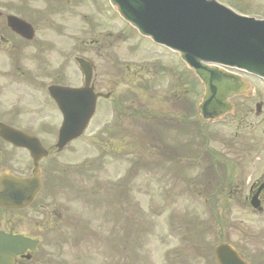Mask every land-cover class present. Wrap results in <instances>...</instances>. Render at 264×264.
Here are the masks:
<instances>
[{"label": "rangeland", "instance_id": "374dc122", "mask_svg": "<svg viewBox=\"0 0 264 264\" xmlns=\"http://www.w3.org/2000/svg\"><path fill=\"white\" fill-rule=\"evenodd\" d=\"M19 1L21 0H0V3L3 5L4 10H9L13 9L12 5H16ZM91 1H93L94 6H97L93 12L90 3L88 4L87 1H78L74 3L71 12L57 15L58 19L61 18L59 21L61 22L60 27H62V32L67 31L69 22H71L72 19L76 20L78 27L77 36H83L82 38L84 39V43H82L81 46L82 50L74 48L73 42L76 37H67L68 31L66 37L58 35L57 38L63 41L67 49H70L69 53L77 52L83 54L86 50V55L98 57V65L95 66L96 74L99 79H102L101 82L105 87L109 85L115 92H123L126 86H134L135 75L138 80L142 66L150 61L158 62L157 60H153L155 56L166 63L171 61L174 62L175 55L168 51V49L154 45L151 41L140 37L136 32L128 28V24L122 21L114 10H107L109 5L108 0ZM25 2H28V4L34 8L41 9L39 0H28ZM54 2L56 1H48L46 3L52 5ZM230 3L231 7L237 11L242 10L244 6H247L249 9L262 10L263 13L247 12L255 17L257 14L262 16L261 18H264V0H230ZM87 7L89 10L85 17L84 14L87 12ZM43 11L45 12V9H43ZM47 11L50 12L49 7ZM52 13H56L53 8ZM88 17H90L91 21H93V17H95L91 31L88 26L90 24ZM120 31L126 34H120ZM85 37L91 40L90 44L87 45ZM94 39L98 40V44H93ZM96 45L98 48L92 50ZM3 47L4 46H0V64L5 62L4 59H2ZM113 57L118 61H126L124 63L127 64V66L123 74H119L115 69L112 71L107 70L108 63L113 60ZM151 57L153 58L150 59ZM159 65L163 75H167L174 69L171 64L159 63ZM70 66H72L71 69H69ZM176 66L175 70L182 72L181 66ZM133 72L135 75H133ZM127 74H131L133 82L126 77ZM67 75L73 80H75L78 75L72 63L68 65ZM163 75L154 78L145 77V79H147V82L150 81L152 83V81L159 80L158 78L162 79ZM248 79L254 86L253 93L249 95L250 97H248V99L236 100L238 105H247L242 112L244 121L242 125H237L236 123L238 120L232 121L233 119L229 117H226L222 121L203 123L198 119L196 107V102L201 93L200 86L196 84L195 87L191 88L190 92L192 98L188 100L190 103L187 102L185 109L187 121L178 126L171 125L170 128L178 130L179 134L183 131L192 132L193 138L196 134L203 138L202 141H199V144L195 141H186L184 144H180L181 149L185 147V150H189V148L192 147L190 143H193L194 152V146L203 148L205 144L208 147V151H211L214 155L223 156V162H221L217 156H214L213 160L208 163L209 175L218 173L221 176L217 178L214 187H212V184L209 185L208 180L203 182V178L194 185L191 183V179L195 178L193 176L201 174L200 171L202 168H199L201 161H196V164H194L195 162L186 163L177 160H174V162H166L159 155L150 160L146 158L147 161L144 167L135 172H140L143 174L142 176L148 178H154L156 176L157 184H154L150 179H146L145 184L150 190L146 193L132 191L130 197L131 211L137 210V215L142 217L146 226L140 229L142 236H135L131 238V240L129 238V242H125L127 252H125L124 257L119 254L120 252L117 247L114 248L113 254L117 262L124 260L128 264H138V258L142 257L146 264H217L213 257V247L218 242L222 241L233 244L243 253L250 264H264L262 262L263 257L260 258L259 254V252L262 251L259 248L264 249V217L248 212L244 209L245 206L243 207L240 205V198L237 199L235 196H231L234 195L235 191L240 192V190H242L240 194H235L237 197L245 193L249 186L247 182L249 181L250 183L257 180L258 177L264 173V154L262 152L264 146L261 150L255 151L256 147L250 144L251 138L260 132L261 126L262 133H264V120L262 121V119H264V111H262L263 113H258L259 115L254 111L255 101L262 102L261 108L264 106V83L251 77H248ZM163 84L165 85V82ZM154 85L156 87L158 84L154 83ZM256 85L258 86V90ZM177 87L178 92L185 89V86L180 82H178ZM151 89L154 95L158 94V90L155 88ZM154 104L157 106L155 101L143 95H140L132 102L133 107L146 108ZM108 107V102L102 103L100 107L101 113L97 116V123L94 129L103 123L104 112L107 111ZM179 109L183 113L181 103H179ZM29 113H31V109ZM35 113L36 114L32 115V117L35 119L40 118V114L37 112ZM148 117H150V119H155L154 115ZM235 129L242 130L239 138H246V143L248 145L244 144V146H250V148L244 146L229 147L223 144V141H227V138ZM152 131L155 133L154 129ZM89 133L90 128L87 134ZM262 133H259L253 138L255 146L261 145L264 141V134ZM46 137H50V135L48 134ZM190 137L191 135L185 133L183 140L190 139ZM85 138H88V136H85ZM233 140L234 139H231V141ZM166 142L171 144L172 141L167 137ZM252 151L256 152V154ZM83 152L85 151L82 150L81 155L83 154L84 157ZM181 154H183L182 150ZM187 154L189 153L187 152ZM74 157L75 156L72 158ZM21 162L25 163L23 160H20V163ZM204 164L205 161H203V165ZM223 164L226 165L229 170H231V168L232 170L225 174L226 167L224 168ZM101 167L105 175L107 174L109 176V172H111L112 175L116 174L117 167L110 166L111 170H109V165L106 161L104 164L101 163ZM193 169L195 171H193ZM135 172L131 171V176H133ZM150 172H154L155 176L150 174ZM187 178L190 179L189 182L185 180ZM189 183L190 185H188ZM212 183L214 182L212 181ZM204 186H208V190ZM57 198L59 201L51 203V206L44 212L35 213L29 209L24 211L22 215V221L28 220L31 223H34V220L40 221L38 224L40 228L36 231V234H39L42 239L39 252L49 253L53 257L52 262H55L54 260L57 258L56 264L61 257L60 252L65 251L64 246L62 248H55L51 245V240L53 236H55L52 232L53 228L51 224L55 222L56 216L60 214L65 204L63 200L59 197ZM87 204L88 191L83 188L80 198L81 209L84 210ZM108 214L109 212L106 211V216H108ZM132 214H135V212H132ZM191 214H195L197 218V221L193 224L189 222L192 217ZM96 218L98 219V216H96ZM204 221L208 222L206 227H204ZM75 226L80 228L78 232L71 229ZM110 227L115 234H109V229H97L90 218L81 214L77 218H73V220H68L67 225L60 226L55 232L58 236H64L67 239L68 244L65 258L68 257V248H70L71 243L75 246V248L72 246V250H76L79 261L77 262L74 260L72 264H93L97 249L93 245L94 235L98 238L104 237L107 241L110 239L111 242L121 239L117 234L122 231L119 226L111 223ZM130 229L131 228L128 227L129 232ZM188 230L189 232L187 234ZM190 236L192 237V241L186 238ZM80 238L83 239V243L76 247V243ZM104 254L108 258L110 257V254L105 251ZM258 258H260V260L256 262ZM100 264H102V260Z\"/></svg>", "mask_w": 264, "mask_h": 264}, {"label": "water", "instance_id": "95a60500", "mask_svg": "<svg viewBox=\"0 0 264 264\" xmlns=\"http://www.w3.org/2000/svg\"><path fill=\"white\" fill-rule=\"evenodd\" d=\"M112 1L127 19L157 40H166L162 25L168 20L176 21L182 31L177 40L178 47L205 79L209 94L215 92L214 101L227 95L222 94L218 86L230 91L236 85L231 76L222 79L220 72L206 71L199 62L201 59L234 64L264 77L263 22L238 17L205 0ZM214 30L219 32L208 37L206 31ZM209 80L214 90L209 87ZM212 100L207 96L203 105L207 106Z\"/></svg>", "mask_w": 264, "mask_h": 264}, {"label": "flooded vegetation", "instance_id": "af4514ba", "mask_svg": "<svg viewBox=\"0 0 264 264\" xmlns=\"http://www.w3.org/2000/svg\"><path fill=\"white\" fill-rule=\"evenodd\" d=\"M1 143H2V140L0 139V160H2V159L10 160L11 159V155H10V151L11 150L10 151H6L3 154ZM1 212H2V209L0 208V228L11 226V225H13L15 223V219H12L10 221L2 219ZM21 260H22V258H20V257L16 258V262H21Z\"/></svg>", "mask_w": 264, "mask_h": 264}, {"label": "bare ground", "instance_id": "6f19581e", "mask_svg": "<svg viewBox=\"0 0 264 264\" xmlns=\"http://www.w3.org/2000/svg\"><path fill=\"white\" fill-rule=\"evenodd\" d=\"M218 32H219V30L206 31V34H207L208 37H211V35H212L213 33L215 34V33H218ZM211 63H214V62H211ZM255 64L258 65V64H259L258 61H255ZM211 68L214 69L213 66H211ZM217 73H218V72H217ZM220 73L222 74V76H221L222 79H227V78H228V75H227L223 70H221ZM208 85H209V87H210L211 89L214 90L213 86L211 85V81H210V80L208 81ZM217 89H218L222 94H228V93H229V90L224 89L222 86H218ZM97 240L99 241L100 239L98 238Z\"/></svg>", "mask_w": 264, "mask_h": 264}]
</instances>
